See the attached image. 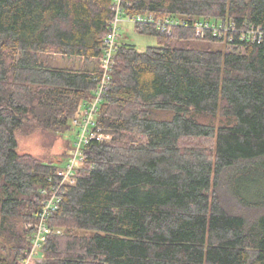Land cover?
<instances>
[{
  "label": "trees",
  "instance_id": "16d2710c",
  "mask_svg": "<svg viewBox=\"0 0 264 264\" xmlns=\"http://www.w3.org/2000/svg\"><path fill=\"white\" fill-rule=\"evenodd\" d=\"M112 6L0 0V264L30 249L26 225L67 162L18 151L19 138L72 130L97 87ZM124 8L186 25H135L158 45L119 44L98 117L111 139L85 147L40 264H264V39H248L264 32V0ZM196 23L228 32L198 35Z\"/></svg>",
  "mask_w": 264,
  "mask_h": 264
},
{
  "label": "built area",
  "instance_id": "2783aa9c",
  "mask_svg": "<svg viewBox=\"0 0 264 264\" xmlns=\"http://www.w3.org/2000/svg\"><path fill=\"white\" fill-rule=\"evenodd\" d=\"M112 11L114 19L110 22V32L105 39L104 52L100 59L101 70L97 77V87L93 92V97L84 104L79 116L70 121L71 128L74 130L75 142H73V154L69 157L63 167L56 172V182L50 190H44L46 200L43 202L41 210L36 214V221L27 224L26 227L33 231L31 238V247L25 253L20 264H37L42 261L44 254L42 245L48 235L61 234V230H53L48 226L51 216L58 211L68 190L77 184V171L83 163L84 149L93 141L105 142L111 139V136L105 134L98 123V117L104 96L111 82V70L114 65V59L118 46L120 44L118 31L122 19L128 20L135 25H154L160 31L171 35L174 28L186 25V22L179 18H157L153 14H136L124 17V0H113ZM198 35H203L206 30H212L214 35L223 36L228 32L225 24L219 29L209 24L196 23ZM232 28L234 26L232 25ZM248 39L252 42H261L264 39V32L260 28H252ZM245 38V36H244Z\"/></svg>",
  "mask_w": 264,
  "mask_h": 264
},
{
  "label": "rangeland",
  "instance_id": "374dc122",
  "mask_svg": "<svg viewBox=\"0 0 264 264\" xmlns=\"http://www.w3.org/2000/svg\"><path fill=\"white\" fill-rule=\"evenodd\" d=\"M119 42H127L136 46L140 51L146 50L148 47L157 46L158 41L155 36L142 35L136 31L135 24L128 20L122 19L120 29L118 31ZM213 48L221 49L220 45ZM73 129L65 133L63 137L46 134H38L32 137H20L18 151L30 153L35 157L44 161H60L61 166L68 160V156L73 154V142L75 135ZM64 232V231H63ZM42 261L37 264L43 263Z\"/></svg>",
  "mask_w": 264,
  "mask_h": 264
},
{
  "label": "crops",
  "instance_id": "0c3cea01",
  "mask_svg": "<svg viewBox=\"0 0 264 264\" xmlns=\"http://www.w3.org/2000/svg\"><path fill=\"white\" fill-rule=\"evenodd\" d=\"M140 51V50H139Z\"/></svg>",
  "mask_w": 264,
  "mask_h": 264
}]
</instances>
